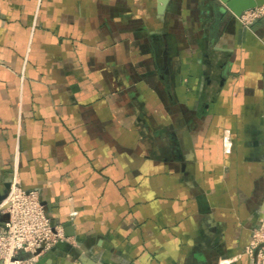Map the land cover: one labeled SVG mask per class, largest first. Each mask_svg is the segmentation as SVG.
<instances>
[{
    "label": "crops",
    "instance_id": "1",
    "mask_svg": "<svg viewBox=\"0 0 264 264\" xmlns=\"http://www.w3.org/2000/svg\"><path fill=\"white\" fill-rule=\"evenodd\" d=\"M14 167L66 236L45 264H248L264 18L243 27L212 0H0V204Z\"/></svg>",
    "mask_w": 264,
    "mask_h": 264
},
{
    "label": "built area",
    "instance_id": "2",
    "mask_svg": "<svg viewBox=\"0 0 264 264\" xmlns=\"http://www.w3.org/2000/svg\"><path fill=\"white\" fill-rule=\"evenodd\" d=\"M264 15V5L244 10L241 25ZM0 207L7 219L0 227V264H45L48 251L66 237L62 227L51 224L35 189L22 188L16 167L9 190Z\"/></svg>",
    "mask_w": 264,
    "mask_h": 264
},
{
    "label": "rangeland",
    "instance_id": "3",
    "mask_svg": "<svg viewBox=\"0 0 264 264\" xmlns=\"http://www.w3.org/2000/svg\"><path fill=\"white\" fill-rule=\"evenodd\" d=\"M261 18H264V15L253 19L246 26H242L250 28L255 21ZM256 249L257 251L254 257V252ZM244 254L248 264H264V193H262L261 208L256 215V223L252 228V235L245 247Z\"/></svg>",
    "mask_w": 264,
    "mask_h": 264
},
{
    "label": "water",
    "instance_id": "4",
    "mask_svg": "<svg viewBox=\"0 0 264 264\" xmlns=\"http://www.w3.org/2000/svg\"><path fill=\"white\" fill-rule=\"evenodd\" d=\"M159 1L161 4L164 5L165 0H159ZM260 5H264V0H212V11L213 14L216 16L223 15L225 12H230L234 16H239L244 10ZM62 243L63 242L57 243L48 251L46 255L47 259L49 258V254L52 251V249ZM256 251L257 249L254 252V257L256 255ZM40 263L41 261L35 264H40ZM86 264H96V263L90 261L89 263Z\"/></svg>",
    "mask_w": 264,
    "mask_h": 264
},
{
    "label": "bare ground",
    "instance_id": "5",
    "mask_svg": "<svg viewBox=\"0 0 264 264\" xmlns=\"http://www.w3.org/2000/svg\"><path fill=\"white\" fill-rule=\"evenodd\" d=\"M237 17V20L239 21V18H238V16H236ZM239 23H240V21H239Z\"/></svg>",
    "mask_w": 264,
    "mask_h": 264
}]
</instances>
